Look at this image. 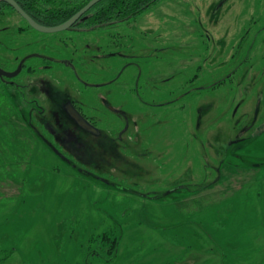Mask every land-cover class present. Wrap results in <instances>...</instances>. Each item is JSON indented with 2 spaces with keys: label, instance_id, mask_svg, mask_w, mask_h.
<instances>
[{
  "label": "rangeland",
  "instance_id": "obj_1",
  "mask_svg": "<svg viewBox=\"0 0 264 264\" xmlns=\"http://www.w3.org/2000/svg\"><path fill=\"white\" fill-rule=\"evenodd\" d=\"M222 1L160 0L140 20L145 30L172 31L182 10L191 12L182 16L186 21L207 22L209 7ZM20 22L14 12L0 16V67H15ZM249 85L247 110L254 107L255 87ZM6 86L0 81V250L4 239L18 244L2 264H264V165L251 167L264 164V141L247 146L241 160L227 157L230 119L224 98L215 96L209 135L199 132L193 146L177 148L174 135L163 137L150 121L144 142L134 145L131 164L113 161L110 150L76 152L90 160L81 171L44 147L28 120L16 119L11 98L5 113ZM214 135L216 145L208 143ZM143 145L148 152L139 156ZM224 155L228 165L242 168L225 169L231 179L224 182H204L212 175L205 164L218 165ZM97 160L102 166H92ZM175 186L183 188L170 192ZM184 198L197 210L181 209ZM110 231L119 244L108 260L112 253L99 241Z\"/></svg>",
  "mask_w": 264,
  "mask_h": 264
},
{
  "label": "flooded vegetation",
  "instance_id": "obj_2",
  "mask_svg": "<svg viewBox=\"0 0 264 264\" xmlns=\"http://www.w3.org/2000/svg\"><path fill=\"white\" fill-rule=\"evenodd\" d=\"M15 1L42 27L61 26L79 13L48 26L52 17L30 15L24 8L28 1ZM3 3L0 16L14 12L21 21L15 26L19 48L15 67H1L17 71L13 77L0 76L8 86L3 97L5 113L11 98L16 119L28 120L42 145L71 168L82 171L84 163L90 162L76 152L94 150H110L113 161L131 164L134 145L144 142L150 121L161 128L163 137L174 135L177 148L193 146L199 132L205 135L212 125L209 116L216 95L224 98V113L230 119L227 157L231 153L232 159L241 160L247 146L264 141V0L215 3L209 7L207 22L198 17L186 21L191 12L182 10L181 17L173 19L176 27L164 32L166 26L159 32L143 29L140 15L144 11L125 19H106L88 14L90 9L66 29L46 32L8 1ZM251 82L254 107L247 110ZM74 109L97 131L81 126L73 117ZM87 138L95 143H87ZM217 141L214 135L208 143ZM147 152L143 145L137 155ZM229 161L224 155L218 165L207 162L205 168L212 175L211 180L206 175L204 182L231 179L223 175L224 170L242 166L228 165ZM101 163L97 160L92 166ZM177 186L171 192L183 188ZM17 244L2 241L0 264L15 254Z\"/></svg>",
  "mask_w": 264,
  "mask_h": 264
},
{
  "label": "trees",
  "instance_id": "obj_3",
  "mask_svg": "<svg viewBox=\"0 0 264 264\" xmlns=\"http://www.w3.org/2000/svg\"><path fill=\"white\" fill-rule=\"evenodd\" d=\"M18 1V0H17ZM28 1L24 8L30 15H45L53 19L46 23L48 26H57L65 22L78 11H80L91 0H25ZM160 0H101L94 5L88 14L92 16H99L106 19H121L129 18L138 15L149 7L158 3ZM6 5L0 1V13L2 6ZM113 233L105 232L99 243L106 246L110 253L108 260L115 257V252L119 244L118 238L112 235ZM101 247V246H100Z\"/></svg>",
  "mask_w": 264,
  "mask_h": 264
},
{
  "label": "water",
  "instance_id": "obj_4",
  "mask_svg": "<svg viewBox=\"0 0 264 264\" xmlns=\"http://www.w3.org/2000/svg\"><path fill=\"white\" fill-rule=\"evenodd\" d=\"M3 1V0H0ZM4 1H8L11 5H13L14 7H16V9L28 20L32 23L33 26H35L36 28L46 31V32H55V31H60L63 29H66L68 26H70L72 23H74L77 19H79L85 12H87L89 9H91L94 5H96L98 2H100L101 0H91L81 11H79V13H77V15L72 18L69 22L61 25V26H57V27H42L38 24H36L31 18L30 16L24 11L22 10V8L17 4V2L15 0H4ZM17 74L16 72H7L4 69H2L0 67V76H8V77H13ZM73 113V117L77 120V122L90 130H96V128L92 127L89 122L87 120H85L75 109L71 110ZM97 131V130H96ZM176 189V188H175ZM174 189V190H175ZM173 191V190H172ZM171 192V191H170Z\"/></svg>",
  "mask_w": 264,
  "mask_h": 264
},
{
  "label": "crops",
  "instance_id": "obj_5",
  "mask_svg": "<svg viewBox=\"0 0 264 264\" xmlns=\"http://www.w3.org/2000/svg\"><path fill=\"white\" fill-rule=\"evenodd\" d=\"M196 199V198H194ZM192 198V200H194ZM205 202V201H204ZM179 206L181 209H184L186 211H193V210H197V208L195 207V205L192 202H186V198H184L183 200L179 201ZM195 208V209H194ZM191 259V258H190Z\"/></svg>",
  "mask_w": 264,
  "mask_h": 264
}]
</instances>
